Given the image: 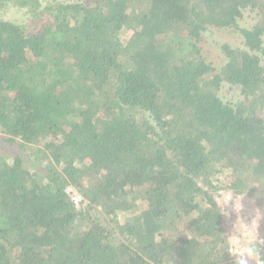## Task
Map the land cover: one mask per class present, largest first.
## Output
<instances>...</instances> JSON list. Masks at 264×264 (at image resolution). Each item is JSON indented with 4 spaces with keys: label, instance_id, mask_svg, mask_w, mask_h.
I'll return each instance as SVG.
<instances>
[{
    "label": "trees",
    "instance_id": "obj_1",
    "mask_svg": "<svg viewBox=\"0 0 264 264\" xmlns=\"http://www.w3.org/2000/svg\"><path fill=\"white\" fill-rule=\"evenodd\" d=\"M10 7L0 264H234L217 197L264 209V0ZM208 30L236 33L219 62Z\"/></svg>",
    "mask_w": 264,
    "mask_h": 264
},
{
    "label": "rangeland",
    "instance_id": "obj_2",
    "mask_svg": "<svg viewBox=\"0 0 264 264\" xmlns=\"http://www.w3.org/2000/svg\"><path fill=\"white\" fill-rule=\"evenodd\" d=\"M49 1L51 0H40L42 4ZM0 16L6 20L18 23L24 22L28 17L24 9L17 7L6 9ZM202 37L200 45L203 51L209 54L210 60L217 62L222 59V55L219 52V45L222 42L237 43L236 33H233L232 30H208ZM224 94L230 96L235 93H227L225 91ZM221 192L227 193L230 191L220 190L217 200ZM139 202L135 200L130 206ZM219 205L223 212L224 226L229 241H235L233 246L243 247L249 242H264V209L259 210L252 199L231 192V199ZM123 215L121 214V216Z\"/></svg>",
    "mask_w": 264,
    "mask_h": 264
},
{
    "label": "clouds",
    "instance_id": "obj_3",
    "mask_svg": "<svg viewBox=\"0 0 264 264\" xmlns=\"http://www.w3.org/2000/svg\"><path fill=\"white\" fill-rule=\"evenodd\" d=\"M231 199V192H221L219 204ZM235 241H229L227 251L234 255V264H264V242H249L246 246L235 247Z\"/></svg>",
    "mask_w": 264,
    "mask_h": 264
}]
</instances>
